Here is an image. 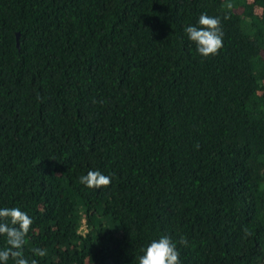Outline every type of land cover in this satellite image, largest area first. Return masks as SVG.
<instances>
[{
	"label": "trees",
	"instance_id": "16d2710c",
	"mask_svg": "<svg viewBox=\"0 0 264 264\" xmlns=\"http://www.w3.org/2000/svg\"><path fill=\"white\" fill-rule=\"evenodd\" d=\"M0 205L38 264H137L161 234L182 264H264V0H0Z\"/></svg>",
	"mask_w": 264,
	"mask_h": 264
},
{
	"label": "clouds",
	"instance_id": "9594fccd",
	"mask_svg": "<svg viewBox=\"0 0 264 264\" xmlns=\"http://www.w3.org/2000/svg\"><path fill=\"white\" fill-rule=\"evenodd\" d=\"M189 41L195 45L196 52L204 57L215 56L223 46V30L218 16L202 12L194 24L189 23L183 29ZM85 188L100 189L109 186L112 174L100 169L89 168L78 177ZM33 218L19 206L0 205V264H38L36 257H43L46 249L32 248L31 256H25L26 237L29 234ZM180 243H186L183 237ZM137 264H182L177 242L168 234L150 239L140 249L136 257Z\"/></svg>",
	"mask_w": 264,
	"mask_h": 264
}]
</instances>
